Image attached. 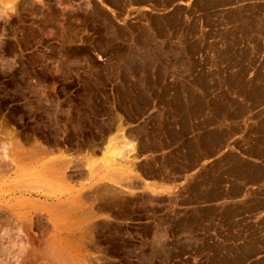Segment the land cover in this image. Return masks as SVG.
Here are the masks:
<instances>
[{"label": "rangeland", "instance_id": "obj_1", "mask_svg": "<svg viewBox=\"0 0 264 264\" xmlns=\"http://www.w3.org/2000/svg\"><path fill=\"white\" fill-rule=\"evenodd\" d=\"M0 264H264V0H0Z\"/></svg>", "mask_w": 264, "mask_h": 264}, {"label": "crops", "instance_id": "obj_2", "mask_svg": "<svg viewBox=\"0 0 264 264\" xmlns=\"http://www.w3.org/2000/svg\"><path fill=\"white\" fill-rule=\"evenodd\" d=\"M133 151V144L131 142H124L122 143L121 147L112 149L107 155H104L103 158V166L105 168H112L116 164H118L123 157ZM179 186V182L177 181H170V182H163L156 179H146L141 183L139 186H135L132 189H126L127 192H139L144 191L149 194H164L170 191H175Z\"/></svg>", "mask_w": 264, "mask_h": 264}]
</instances>
